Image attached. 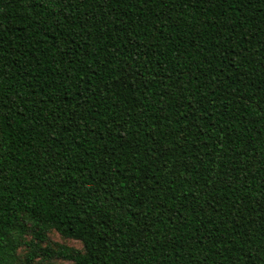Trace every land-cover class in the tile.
<instances>
[{
  "label": "trees",
  "instance_id": "trees-1",
  "mask_svg": "<svg viewBox=\"0 0 264 264\" xmlns=\"http://www.w3.org/2000/svg\"><path fill=\"white\" fill-rule=\"evenodd\" d=\"M52 260L264 264V0H0V264Z\"/></svg>",
  "mask_w": 264,
  "mask_h": 264
},
{
  "label": "rangeland",
  "instance_id": "rangeland-1",
  "mask_svg": "<svg viewBox=\"0 0 264 264\" xmlns=\"http://www.w3.org/2000/svg\"><path fill=\"white\" fill-rule=\"evenodd\" d=\"M52 235L53 238L62 240V238H58L55 234ZM70 243L77 244L78 242L71 241ZM38 264H72V263L70 261L52 260L51 262L38 263Z\"/></svg>",
  "mask_w": 264,
  "mask_h": 264
}]
</instances>
